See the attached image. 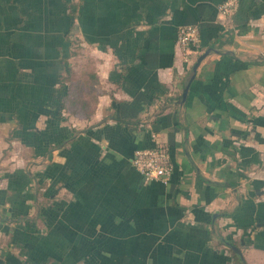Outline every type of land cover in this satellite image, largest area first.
I'll list each match as a JSON object with an SVG mask.
<instances>
[{
	"label": "crops",
	"instance_id": "crops-1",
	"mask_svg": "<svg viewBox=\"0 0 264 264\" xmlns=\"http://www.w3.org/2000/svg\"><path fill=\"white\" fill-rule=\"evenodd\" d=\"M225 1L0 0V264H264V0Z\"/></svg>",
	"mask_w": 264,
	"mask_h": 264
},
{
	"label": "built area",
	"instance_id": "built-area-1",
	"mask_svg": "<svg viewBox=\"0 0 264 264\" xmlns=\"http://www.w3.org/2000/svg\"><path fill=\"white\" fill-rule=\"evenodd\" d=\"M241 0H227L222 3L218 10L230 17L235 13L240 5ZM199 26L187 25L179 29L178 45L189 57L192 53H200ZM132 165L146 181L161 182L168 184L172 174L171 153L167 148H153L139 150L132 159Z\"/></svg>",
	"mask_w": 264,
	"mask_h": 264
},
{
	"label": "trees",
	"instance_id": "trees-1",
	"mask_svg": "<svg viewBox=\"0 0 264 264\" xmlns=\"http://www.w3.org/2000/svg\"><path fill=\"white\" fill-rule=\"evenodd\" d=\"M70 73L69 76L65 80H70ZM77 91V88H74V91ZM230 264H246V261L244 259L239 258L236 254H234V261Z\"/></svg>",
	"mask_w": 264,
	"mask_h": 264
},
{
	"label": "water",
	"instance_id": "water-1",
	"mask_svg": "<svg viewBox=\"0 0 264 264\" xmlns=\"http://www.w3.org/2000/svg\"><path fill=\"white\" fill-rule=\"evenodd\" d=\"M207 55H208V53H205L204 55H202V56L198 59L196 65H195V69L199 66V64L201 63V61H202ZM187 92H188V91L186 90L185 93H184V98H186V96H187Z\"/></svg>",
	"mask_w": 264,
	"mask_h": 264
}]
</instances>
